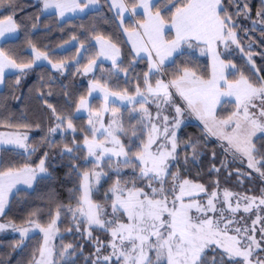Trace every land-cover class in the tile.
Returning a JSON list of instances; mask_svg holds the SVG:
<instances>
[{"label":"snow or ice","instance_id":"6c2138e0","mask_svg":"<svg viewBox=\"0 0 264 264\" xmlns=\"http://www.w3.org/2000/svg\"><path fill=\"white\" fill-rule=\"evenodd\" d=\"M105 2L109 10H116L120 26L124 25L126 13L137 15V10L142 9V19L134 27H124L123 31L128 35L135 57L143 59L141 53L146 54L148 71L143 74V88L139 77L134 92L128 88L112 91L107 83L93 80L88 94L91 96L96 90L103 93V106L93 111L89 101L81 96L75 105L76 110H88L89 118L87 126L79 129L70 113L58 111L41 94L55 121L48 129L49 134L60 133L62 138L65 133L71 134L70 144L65 143L60 151L62 157L68 156L70 161L83 159L85 164L91 163L97 168L101 165L111 168L115 158L117 178L105 193L104 204L92 199V191L101 177L108 173L95 169L80 171L79 163H70L71 171L76 172L80 179L78 190L81 196L75 208L69 206L67 209L73 220V227L68 231L86 233L89 240L96 241L94 252L85 257V264H264V188H261L259 196L240 195L225 189L223 199H220L218 180L214 183L215 190L209 192L204 184L182 178L178 172L171 171L175 166L173 162L179 159L177 132L188 113L202 122L205 139L211 136L219 141L225 157L230 155L232 163L239 160L264 179V76L259 75V69H255L250 54L248 62L252 64L255 80L217 50L221 44L225 51L229 44H234L241 52L244 51L237 33L238 24L233 17L251 19L247 0H228L235 8L234 13L229 11L225 0ZM4 3L5 0H0V6ZM99 3L100 0H42L44 10L55 9L60 17L67 12H83L89 7L99 6ZM7 7L12 14L0 19V40L9 39L18 29L14 20L16 0H7ZM256 17L252 20V29L241 30L247 34L260 25L261 35L264 36V0H261ZM95 39L100 44L97 55L110 59L118 72L124 71L117 64L120 49L106 42L101 35ZM186 48H199L201 54H211L210 74H198L193 68L184 66L168 79L163 66L174 56L184 55ZM32 51L34 59L17 62L0 48V84L4 83L5 69H17L20 75L16 85H19L20 76L41 59L60 71L66 67L64 61L53 63L47 53L39 51L34 45ZM96 64V59H89L83 68L84 73L91 72ZM228 69L232 70L230 75L239 73V77L230 80L226 74ZM157 73L160 76L153 84ZM225 97L233 99L224 101L222 98ZM117 101L130 113H140L138 118H131L137 121L136 124L129 122L128 128L125 127L115 106ZM228 102L234 103V110L219 115L218 106ZM153 105L155 115L150 110ZM105 114L109 116L107 121ZM7 127L30 128L31 125L9 124ZM36 127L39 128V125ZM129 128L131 139L126 141L124 137L128 136ZM78 132L82 143L78 141ZM27 140L28 135L19 131L0 133V144H14L26 151ZM257 141H260L259 147ZM189 148L195 161L197 142L188 141L185 150ZM35 151L33 148L29 156ZM48 155L44 152L35 167L30 164L22 168L0 166V217L4 216L9 197L18 184L23 182L31 186L39 173L47 172ZM212 156L215 159L216 153L213 152ZM187 163L188 157L185 156ZM221 164L225 170L228 169V162L221 161ZM121 166L132 170L131 180L123 184ZM210 171L219 173L220 169L213 165ZM251 172H242L238 168L236 175L238 179L241 176L250 177ZM232 174L228 172L229 176ZM202 193L207 197L203 203ZM241 212L246 215L238 216ZM60 215L58 209L46 227L35 220L27 221L44 234V242L35 250L29 264H58L51 240L59 231L57 220ZM253 216L254 219L251 218ZM248 219H251L250 224ZM6 228L18 232L21 241L29 231L13 222H0V230ZM97 229L109 235L107 243L93 236ZM78 249L79 255H83L82 245H62L58 253L62 264H77Z\"/></svg>","mask_w":264,"mask_h":264},{"label":"trees","instance_id":"16d2710c","mask_svg":"<svg viewBox=\"0 0 264 264\" xmlns=\"http://www.w3.org/2000/svg\"><path fill=\"white\" fill-rule=\"evenodd\" d=\"M102 1L104 2V7L101 10L89 12L83 17L61 21L57 14H44L42 7L35 0H16L17 7L14 18L19 26L20 34L15 39L5 41L2 44V49L9 56L15 58L17 62H29L33 59L30 49L34 45L36 49L48 53L55 62L64 61L68 63V70L66 74H63L56 72L47 65H38L33 67L26 76H20L19 85H16L18 75L12 74L6 76L4 87L0 90V130L29 131L32 134L29 141L30 147L36 149L29 156L27 152L16 148H0V166L22 168L25 164H30L35 167L38 165L39 160L43 158L44 152H48L49 154L46 160L49 175L39 178L33 189H21L18 191L17 196L11 201L10 208L5 214L6 219L10 221L24 225L31 219L48 224L59 209L62 214L61 230L66 233L68 229L73 227L72 216L67 209L69 206L77 204L81 192L78 190L80 179L76 172L71 171L70 163H79L81 165L80 171L92 170L94 165L91 163L85 164L83 159L70 161L68 156L62 157L60 155L64 144H70L71 134L65 133L63 138L61 134L56 136L49 134L48 129L54 125L55 121L51 110L47 108L44 99L41 98V94L58 111L63 110L64 114L70 113L78 129L82 126H87V116L77 115L75 105L79 102L81 96L85 97L89 92V84L83 79L84 77L81 76V72L82 68L88 64L89 59L98 58V49L95 44V37L97 35L112 40L121 48L122 60L117 64L124 71L118 72L117 68L113 67L112 64H100L95 79L101 83H107L109 89L112 91H121L124 88H128L130 92H134L138 82L137 77H139V83L143 88V74L148 71V62L144 58L138 59L135 57L132 48L125 39L124 32L113 9L109 10L105 0ZM247 3L251 8V19H245L243 16H234L233 18L238 24L237 30L241 44L244 45L246 41H249L247 42L249 45H244V48L256 54L255 61L260 71L259 75L264 76V36L260 32L261 26L256 25V30L249 31L247 34L241 30L253 28L252 20L257 19L256 12L261 7V0H247ZM225 4L228 6L230 12H235V8L228 3V0H225ZM11 14L12 12L7 7V0H5L4 5L0 6V19H4L7 15ZM139 17L142 16L139 15ZM34 24L36 25L35 27H33ZM125 26L134 27V21L131 18L127 19ZM73 36L76 37L77 44L69 49L60 50L64 45L73 41ZM81 44L85 45L86 54L84 53V56L77 64L75 63L78 60L77 51L80 50ZM225 56L227 59L233 61L237 68L243 71L245 75L255 80L253 68L242 53H239V51L232 54L225 53ZM184 66L193 68L198 74H204L205 76L210 74L209 59L192 51H185L184 55L177 56L174 63L167 64L163 68V71L167 74V78L171 79L172 74L178 68ZM159 76L160 73H157L153 78V83L155 82V78H159ZM236 76L230 75L229 77L236 79L234 78ZM126 80L128 81L127 83L125 82ZM49 92H51V95H47ZM94 101L100 105L99 98H96ZM69 103H71V107H68ZM233 106V103L224 104L220 108L222 115H226L227 111L231 112L230 109ZM124 113L126 128H128L129 122L132 124L137 123L135 119L131 118L132 115L137 118L139 115L130 113L128 108H124ZM9 124H28L31 127L9 128L7 127ZM36 125H39V128ZM201 125L197 121H191V123L185 125L180 130L179 159L173 162L175 166L172 167L171 171L173 173L178 172L182 178L205 184L208 191L211 192L215 190V181L221 180L222 182H219L220 186V184L224 183L223 181L228 179L229 171L233 173L231 176L237 178L236 170L238 168L242 172H248V170L244 167L242 168L236 162L230 163V159L226 161L229 167L225 170L221 161H225L226 157L219 143L211 136L205 139V133L202 132L203 127ZM77 137L78 141L82 143V136L79 132L77 133ZM124 139L126 141L131 139L130 128L128 136L124 137ZM190 140L197 142L195 161L192 159V149L185 150V144ZM136 142L139 143L138 140ZM49 144L52 146L49 147ZM259 144L260 141H257L258 147ZM213 152L216 153L215 159L212 156ZM185 156L188 157L187 164H185ZM213 165L220 169L219 173L210 171ZM131 172L130 168L122 170V181H130ZM109 175V178L100 187V191L97 193L98 196L102 195L103 197L115 182L117 178L116 173ZM253 175L251 173L250 177H243L245 181H251L256 192H258L261 188H264V183L257 175ZM137 183L143 186L142 182L137 181ZM205 197L203 196V199ZM251 218L254 219L255 217ZM247 222L250 224L251 219L247 220ZM65 240L74 246H83V255H79L78 249L77 264H85V257L95 250L93 247L91 248L92 251L87 249L91 242L86 239L85 233L82 235L75 230L68 231L65 234ZM42 244L43 236L40 234L30 237L24 243H22L21 238L18 236H0V264H29L33 253Z\"/></svg>","mask_w":264,"mask_h":264},{"label":"rangeland","instance_id":"374dc122","mask_svg":"<svg viewBox=\"0 0 264 264\" xmlns=\"http://www.w3.org/2000/svg\"><path fill=\"white\" fill-rule=\"evenodd\" d=\"M35 1H36V2L42 7V11H43L44 14H57V16L59 17V19H60L61 21H64V20H67V19H71V18H75V17H83V16H86L89 12H92V11H98V10H101V9L104 7V2H103L102 0H100L99 6L89 7L88 9H85V11H83V12H80V11H76V12H67V13L65 14L64 17H60L55 9H47V10H44V9H43V4H42V0H35ZM113 11H114V13L116 12L115 9H113ZM139 15L142 16V9H138V10H137V15H134V16L131 15L130 12H129V13H126V14H125V20H124V25L121 26L122 31H123V28L126 27V26H125V21H126L127 19H129V18H131L132 20H133V19H136V22H134V25H135V24L137 23L138 20H141V19H142V17H139ZM134 17H136V18H134ZM138 17H139V18H138ZM14 20H15V18H14ZM118 20H119V18H118ZM15 22H16V20H15ZM16 23H17V22H16ZM119 23H120V21H119ZM17 25H18V24H17ZM123 32H124V31H123ZM237 33H238V30H237ZM19 34H20V30H19V26H18L17 31H16L15 33H13L9 39H7V40H0V48H2V44H3L5 41L15 39V38H17V37L19 36ZM124 36H125V39H126V41L128 42V44H129L130 47L132 48L131 42H129V40H128V35H127L125 32H124ZM238 37H239V33H238ZM104 39H105L106 42H110V43L115 44V45L120 49V55L117 57V63H119V62L122 60V50H121V48H120L116 43H114L112 40H110V39H108V38H105V37H104ZM239 39H240V38H239ZM247 42H249V41H246V44H244V45H247V44H248ZM75 44H77V41H76V40H73V41L67 43L66 45H64L60 50H66V49H69V48L73 47ZM95 44H96V46H97L98 53H99V52H100V44H99L96 40H95ZM240 44H241V42H240ZM83 45H84V44H83ZM244 45L241 44V47H243V49H244L243 52H241L240 49H239L236 45H234V44H229V47H228V50H227V51H225L224 45L221 44V45H219V47H218L217 50L220 51L221 53H223L224 56H225V53H231V54H232V53H235V52H238V51H239V53H242V54L244 55V57L246 58L247 62H248V56H249V54H250L251 57H252V62H254V65H255V69H259L258 66H257V63H256V61H255V56H256V54H255L254 52H249V51H247V50L244 48ZM248 45H249V44H248ZM30 51H31V53L33 54V59H34V55H35V54L33 53L32 48L30 49ZM39 51H41V50H39ZM85 51H86L85 45H84L83 48H81V45H80V50H79L80 55H79L78 58H77L78 60H80V59L84 56ZM185 51H187V52H188V51H189V52L192 51V52H195L196 54H198V55H200V56H202V57H207V58L209 59V61H210V72H211L212 57H211V54H210V53H204V54H201V51H200L199 48H194V49H187V48H186ZM41 52H43V51H41ZM85 54H86V53H85ZM133 54H134V52H133ZM47 55H48L49 59H50L53 63H57V62H55V61L49 56L48 53H47ZM134 55H135V54H134ZM87 56H89V54H87ZM141 56L144 57V59H146V61L148 62L147 57H146V54L141 53ZM176 57H177V56H174V57H173L172 59H170L169 61H166L165 66H166L167 64H169V63H172L173 60H175ZM137 58H138V57H137ZM222 58H224V57H222ZM138 59H140V58H138ZM96 61H97V64H96V66L93 67V70H92L91 72H88V73H86V74L84 73L83 70H82V72H81V76L84 77L83 79L89 84V88H90V84L92 83V81H93V80H96V79H95V78H96V73H97V70L100 68V64H112V61H111L110 59H106V58L103 57V56H98V58L96 59ZM75 63H76V62H75ZM232 63L234 64L233 61H232ZM248 63H249V62H248ZM38 65H47V66H49V67L52 68L51 64H49L47 60H43V59L36 61V63L33 65V67L38 66ZM65 65H66V67H65L62 71L57 70V69H54V68H52V69L55 70L56 72H60V73L66 74V72H67V70H68V63H65ZM249 65L252 67V64H251V63H249ZM165 66H163V68H165ZM83 68H84V67H83ZM83 68H82V69H83ZM252 68H253V67H252ZM31 70H32V69L27 70L26 74L23 75V76H26ZM163 70H164V69H163ZM231 71H232L231 69L226 70V74H228V78H229L230 80H231V78H230L229 76H230ZM259 73H260V71H259ZM12 74L20 75L19 70H17V69H5V78H6V76H8V75H12ZM238 77H239V74H238V76H236V77H234V78L237 79ZM5 78H4V83H3V84H0V90L3 89V87H4V84H5ZM153 84H154V83H153ZM88 93H89V92H88ZM88 93H87V95L85 96V99H87V100L89 101L90 108H91L93 111L100 110V109L102 108V106H103V93L99 92V90L93 91L91 96H89ZM96 98H99V99H100V105L97 104L96 101H94ZM222 99H223L224 101H231L233 98L225 97V98H222ZM177 100L179 101V98H178V97H177ZM224 104H230V102H228V103H223L222 105L218 106L217 111H218V114H219V115H222V113H221V111H220V108H222V106H223ZM233 104H234V103H233ZM115 106L119 109L120 117H121V118L123 119V121H124V119H125V116H124V114H125V113H124V108H127V107H125V106H124L121 102H119V101H117V103H116ZM234 108H235V105H234L233 108L230 109V110L233 111ZM94 109H95V110H94ZM150 110L152 111L153 115H155V106H154V105L151 106ZM228 112H229V111H227L226 113L228 114ZM76 114L79 115V116H87V118H89V112H88V110H85V109H81L79 112H77V110H76ZM165 114H166V112H165ZM134 115H140V113L137 112V113H134ZM132 117H133V115H132ZM104 119H105V121H107V120L109 119V116H108L107 114H105ZM191 121H197L199 124H202V122H201V121H200L195 115H192V114H188V113H186L185 116L183 117V123H182L180 129H179L178 132H177L178 139H179V132H180V130H181L185 125L191 123ZM97 126H98V125H97ZM201 126L203 127V124H202ZM18 131L21 132V133H26V134L28 135V140L25 142V143L28 145V150H27V151H26L25 149H23V148H19V147H17V146L14 145V144H7V143H2V144H0V148L11 147V148H16V149H19V150H22V151H25V152L29 153V152L32 150V148L30 147V144H29V141H30V138H31L32 134H31L29 131H20V130H18ZM9 132H16V131L0 130V133H9ZM59 134H60V133H57V134H54V135L51 134V135H52V136H56V135H59ZM213 138L217 141V139H216L215 137H213ZM217 142L219 143V141H217ZM219 145H220V143H219ZM178 149H179V147H178ZM229 159H230V163H231L232 158H231L230 155H229L228 157H226V160H225V161H229ZM235 162H236L238 165L242 166V168L244 167L246 170H248V172H251V170L247 169L246 164L242 165V164L239 162V160H237V161H235ZM115 167H116V164H115V158H113V165H112L111 168H109V167H107V166H105V165H101V167L97 168V167L94 165L93 169H95V170H97V171H104V172H107V173H108L107 176H102V177H101V180H100L99 184L96 185V186L94 187L93 191H92V199H93L95 202H97V203H101V204H104V203L106 202V201H105V195H103V197H102V195H101V196H98L97 193L100 191V187L102 186L103 182H104L106 179L109 178V176H110L109 174L112 175V174L115 173V171H114ZM46 168H47V172H45V173H39V174L37 175V178L31 182V186H29L28 184H25V183L21 182L20 184H18V185L16 186L15 189H13V193H12V194L10 195V197H9V203H8V205H7L6 208H5V214L7 213V210L10 208L11 201H13V199L15 198V196H17L18 191H20L21 189H29V190H30V189H33V187H34L35 184H36V181H37L39 178L46 177L47 175H49V169H48V167H47V163H46ZM124 169H126V168H123V166H121V171L124 170ZM251 173H252V175H253V174H254V175H257V177L260 178L258 173H255V172H251ZM254 175H253V176H254ZM230 177H232V178H230ZM227 178H228V179H226V181H223L224 183L220 184V186H219V196H220V199H223V191H224L225 189H227V190H229V191H231V192H233V193H238V194H240V195H245V194H247V195H250V196H259L260 191L256 192V189H255V187H253L252 182H251V181H245V178H244L243 176H241L239 179H238V178H235L234 176H227ZM189 180H190V179H189ZM260 180L264 183V179H261V178H260ZM192 181H193V182H196V183H201V182H199V181H195V180H192ZM241 181H242V183H241ZM219 182L221 183L222 181L219 180ZM121 183L123 184L124 181L121 180ZM202 184H203V183H202ZM204 185H205V184H204ZM232 185H233V186H232ZM130 186H131V184H129V187H130ZM205 186H206V185H205ZM263 186H264V184H263ZM207 189H208V188H207ZM107 191H108V190H107ZM146 191H147V190H146ZM96 194H97V195H96ZM200 195H201L202 197L204 196L203 193L200 194ZM97 196H98V197H97ZM103 198H104V199H103ZM206 199H207V197H205L201 202H202V203H203V202H206ZM232 199H233V202H234V201H235V197H233ZM101 200H102L103 203L101 202ZM76 206H77V204L74 205V206H71V207H72V208H75ZM218 207H219V205H218ZM5 214H4L3 217H0V222L6 223V224H7L8 222H13V223L16 224L18 227L28 228V229H29L27 235L23 238L22 243H24L27 239H29L30 237H32V236H34V235H37V234H40V235L43 236V242H44V234H43L42 232H40L39 229L35 228L33 225H29L28 223H26V224L23 225V224L16 223V222H14V221H10V220L6 219ZM70 214H71V213H70ZM239 214H240V215H243L242 212H241V213H238L237 215L239 216ZM71 218H72V217H71ZM61 219H62V214L60 215L59 219L57 220V227H58L59 231L56 233V235H55V236L53 237V239L51 240V245L53 246L54 253H55V255H54V259L58 262V264H62V259H61V257H59V255H58V253L61 251V246H62V245L70 244V243H68V242L65 240V234H67L68 231L65 233V232H63V230H61ZM248 221H249V219H248ZM36 222H37V223H40V222H38V221H36ZM40 224L43 225V226H45V227L47 226V224H43V223H40ZM96 231H97V232H95V231L93 232V236H94V237H97L99 241L104 242V243H107L108 240L110 239L109 235L106 234V233H104L103 231H101V230H99V229H97ZM70 232H71V231H70ZM7 235L18 236V237H20V234H19L18 232H16V231H13L12 228H6V229H3V230H0V236H7ZM85 235H86V233H85ZM20 238H21V237H20ZM86 239L89 240V239L87 238V235H86ZM90 242H91V244L89 245V247H88L87 249L90 250V251H92L91 248L93 247V248L95 249V243H96V241L90 240Z\"/></svg>","mask_w":264,"mask_h":264},{"label":"crops","instance_id":"0c3cea01","mask_svg":"<svg viewBox=\"0 0 264 264\" xmlns=\"http://www.w3.org/2000/svg\"><path fill=\"white\" fill-rule=\"evenodd\" d=\"M170 64V63H169Z\"/></svg>","mask_w":264,"mask_h":264}]
</instances>
